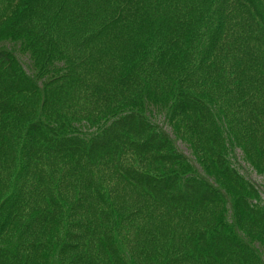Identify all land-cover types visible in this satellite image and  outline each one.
Wrapping results in <instances>:
<instances>
[{"label":"trees","instance_id":"1","mask_svg":"<svg viewBox=\"0 0 264 264\" xmlns=\"http://www.w3.org/2000/svg\"><path fill=\"white\" fill-rule=\"evenodd\" d=\"M237 150L264 0H0V264H264Z\"/></svg>","mask_w":264,"mask_h":264},{"label":"rangeland","instance_id":"2","mask_svg":"<svg viewBox=\"0 0 264 264\" xmlns=\"http://www.w3.org/2000/svg\"><path fill=\"white\" fill-rule=\"evenodd\" d=\"M185 152L188 153L186 150ZM237 152L238 153H236V156H237V159H239L237 162V165L239 169L243 172V174H245L248 178H250L254 183L260 186V190L264 197V177L257 175V173L249 165L247 166L246 163L242 160L241 153L239 152V150H237Z\"/></svg>","mask_w":264,"mask_h":264}]
</instances>
